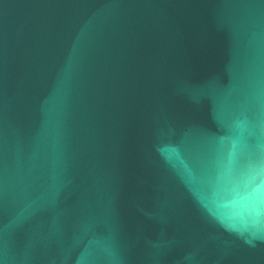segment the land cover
Listing matches in <instances>:
<instances>
[{
    "label": "water",
    "instance_id": "water-1",
    "mask_svg": "<svg viewBox=\"0 0 264 264\" xmlns=\"http://www.w3.org/2000/svg\"><path fill=\"white\" fill-rule=\"evenodd\" d=\"M0 264H264V0H0Z\"/></svg>",
    "mask_w": 264,
    "mask_h": 264
}]
</instances>
